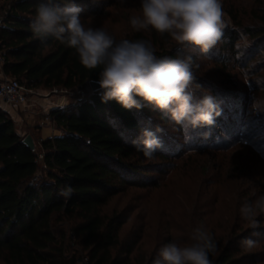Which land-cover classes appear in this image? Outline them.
<instances>
[{
  "label": "trees",
  "instance_id": "trees-1",
  "mask_svg": "<svg viewBox=\"0 0 264 264\" xmlns=\"http://www.w3.org/2000/svg\"><path fill=\"white\" fill-rule=\"evenodd\" d=\"M89 1L72 0L81 7H86ZM255 1L257 3L250 9V17L255 21L251 26L244 23L232 4L226 10L222 6L231 18L232 27L223 29L219 48L210 56L224 70L239 52L235 44L241 36L249 41L248 59L260 52L263 56L259 59L264 63V0ZM48 2H2V72L34 90L73 88L84 86L89 80H98L101 69H86L74 49L52 38L45 46L34 37L30 22L35 9ZM52 2L64 5L70 0ZM82 14L83 11L80 16ZM114 38L117 41L149 40L156 49L155 54L161 58H176L184 53L167 34L161 36L154 30L149 34L134 31L126 37ZM241 65L246 67L245 63L239 67ZM197 77L196 84L203 89L209 87ZM228 82L230 88L224 85L210 88L208 94L215 97L222 113L214 126L192 130L196 141L210 139L217 136L220 129L231 126V119L237 120L239 116L242 98H251L238 93L232 79ZM252 91L256 93L255 98L264 99V90L256 83H252ZM101 95L100 89L75 103L50 108L48 116L61 133L37 144L38 135L31 133L34 149L22 143L23 136L16 130L12 116L0 108V264H81L83 258L86 264H152L158 257L157 249H142L139 238H119V229L125 219H120L115 212L106 213L104 208L114 195L128 187L156 185L148 173L160 172L156 161H169L174 151L166 142L168 139L162 138L164 148L154 154L151 159L154 164H149L131 142L140 135L142 128L155 130L152 117L165 125L174 122L152 105L141 110H125L114 100L102 103ZM205 95L202 93L201 98ZM205 132L210 133L207 138L203 136ZM40 152L41 159L38 158ZM256 175L260 181L264 180L263 171L259 170ZM65 186L72 188L70 198L59 194ZM260 192L264 194V181ZM240 195L236 189L234 197ZM259 195L253 191L248 194L247 201H254ZM231 218L233 224L223 226L220 233L209 229L215 238H228L217 246L215 254H210L213 264H244L247 257L253 258L255 254L245 252L240 242L249 233L264 235V214L257 217L260 226L256 228L241 218L238 209H234ZM63 221L69 224V233L60 224ZM73 239L83 255H76L75 251L70 253ZM255 259L247 264L255 263Z\"/></svg>",
  "mask_w": 264,
  "mask_h": 264
},
{
  "label": "rangeland",
  "instance_id": "rangeland-1",
  "mask_svg": "<svg viewBox=\"0 0 264 264\" xmlns=\"http://www.w3.org/2000/svg\"><path fill=\"white\" fill-rule=\"evenodd\" d=\"M225 1L222 4L223 10L232 4L245 24L251 26L255 22L250 17V9L257 1ZM82 8L84 10L80 17L83 23L92 27H103L113 37L123 38L135 31L130 25L129 18L140 14V0H125L124 3H121V0H91ZM223 12L226 26L232 27L231 18L226 11ZM144 32L149 34V31ZM173 43L179 49H184L182 57H194L195 76L209 86L204 89L199 87L194 91L196 99H200L202 93L208 94L211 87L224 85L230 88L228 81L231 79L235 82L234 88L238 93L251 98H242L237 120L232 118V125L217 131V136L210 137L213 140L196 141L191 132V142L186 144L178 125H165L153 117L150 118L154 126L159 124L164 129L158 135L168 139L166 142L174 152L171 153L169 161H156L155 166L160 172L148 173V176L152 175L156 185L128 187L114 195L104 211L115 212L119 214L120 219H125L119 229V238H139L138 242H142V249L147 251L157 249V253L168 240L175 241L181 246L191 243L192 230L201 224L208 229L214 228L218 233L223 226L232 225L231 215L234 209L239 210L247 201L248 194L253 191L261 195L264 181L263 179L260 181L256 175L259 170L264 172V113L253 114L251 111L252 100L256 94L252 91V83L264 80V63L259 59L263 54L257 52L255 57L249 60L247 55L249 41L241 36L235 44L239 52L233 60L231 59L227 70H224L211 58L213 56H210L219 48L220 40L206 53L191 44H177L174 40ZM244 63L246 67L243 68L242 65L239 67ZM1 66L2 64L0 78H11L2 72ZM227 76H230L228 81ZM246 79L251 83V88L245 84ZM46 90L37 88L33 95L41 98L40 95ZM90 92L86 84L66 88L64 94H58L64 95L67 104H70ZM14 125L23 137L31 132L27 123L23 121L15 122ZM251 144L253 147H250ZM166 148L171 150L169 147ZM147 162L154 164L151 160ZM236 189L241 193L239 198L234 197ZM60 224L69 233L67 221ZM247 237L258 241L255 248L244 249L247 253L255 254L253 258H256V262L251 264H264V235L249 233ZM227 239L215 238L217 246L224 244ZM237 240L240 241L238 238ZM72 241L74 243L70 247L72 249L70 253L75 251L76 255H83L75 240ZM253 258L247 257L244 264L251 262ZM81 264H86L85 258Z\"/></svg>",
  "mask_w": 264,
  "mask_h": 264
},
{
  "label": "clouds",
  "instance_id": "clouds-1",
  "mask_svg": "<svg viewBox=\"0 0 264 264\" xmlns=\"http://www.w3.org/2000/svg\"><path fill=\"white\" fill-rule=\"evenodd\" d=\"M83 10L72 0L64 5L49 0L36 7L30 28L42 45L52 38L74 49L86 69H101L97 83L102 103L114 100L125 110L152 105L179 126L186 144L191 142L193 129L215 125L222 109L211 94L201 99L194 97V89L200 85L195 83L191 56L161 58L149 40L117 41L103 27L83 23ZM224 15L222 0H140V14L131 16L129 22L137 32L154 30L161 36L167 34L177 44H191L206 53L223 35ZM245 84L251 88L247 79ZM256 84L264 90V80ZM251 111L264 113V99L253 97ZM163 131L159 124L155 130L142 128L132 146L151 160L158 149L164 148L158 135ZM209 135L203 133L204 138ZM59 194L70 198L72 188L65 186ZM239 212L250 227H259L257 217L264 214V194L245 201ZM190 241L185 246L175 241L164 244L152 264H213L209 257L217 251L214 234L201 224L192 230ZM240 243L243 249L250 250L258 241L247 237Z\"/></svg>",
  "mask_w": 264,
  "mask_h": 264
},
{
  "label": "built area",
  "instance_id": "built-area-1",
  "mask_svg": "<svg viewBox=\"0 0 264 264\" xmlns=\"http://www.w3.org/2000/svg\"><path fill=\"white\" fill-rule=\"evenodd\" d=\"M2 1L0 0V26L4 24V13L2 11ZM3 62V57L0 52V64ZM66 89L53 88L49 90V94H64ZM34 93V89H28L24 84L15 78H0V108L11 116L20 115L21 112L33 111L36 106L42 109L44 114L43 119L39 122L40 126L53 125V121L48 116V111L52 107H63L65 104L57 100H50L46 105L42 106ZM42 97V95H40ZM42 139L39 138L37 143ZM38 158H42L40 152Z\"/></svg>",
  "mask_w": 264,
  "mask_h": 264
},
{
  "label": "crops",
  "instance_id": "crops-1",
  "mask_svg": "<svg viewBox=\"0 0 264 264\" xmlns=\"http://www.w3.org/2000/svg\"><path fill=\"white\" fill-rule=\"evenodd\" d=\"M46 90V89H43ZM49 90H46L41 98L38 99L39 103L44 106L50 100H57L62 102L63 104H67V98L64 95L59 94H49ZM44 114L42 113V109L39 106H36L33 111L30 112H22L20 115L12 116L14 122H25L27 123V127L31 130V133H36L38 135V139H46L54 136L60 135V130H58L54 124L40 126L39 122L43 119ZM32 123V124H31ZM32 136V135H31ZM33 137V136H32Z\"/></svg>",
  "mask_w": 264,
  "mask_h": 264
},
{
  "label": "water",
  "instance_id": "water-1",
  "mask_svg": "<svg viewBox=\"0 0 264 264\" xmlns=\"http://www.w3.org/2000/svg\"><path fill=\"white\" fill-rule=\"evenodd\" d=\"M98 80H89L87 85L89 86L91 92L100 90L99 85L97 83ZM22 143L28 146L30 149H34V141L30 134H26L23 139Z\"/></svg>",
  "mask_w": 264,
  "mask_h": 264
}]
</instances>
